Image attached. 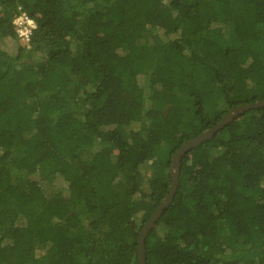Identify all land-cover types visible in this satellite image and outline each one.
Listing matches in <instances>:
<instances>
[{
    "label": "trees",
    "instance_id": "1",
    "mask_svg": "<svg viewBox=\"0 0 264 264\" xmlns=\"http://www.w3.org/2000/svg\"><path fill=\"white\" fill-rule=\"evenodd\" d=\"M260 99L264 0H0V264H138L176 150ZM145 253L264 264V107L183 155Z\"/></svg>",
    "mask_w": 264,
    "mask_h": 264
},
{
    "label": "water",
    "instance_id": "2",
    "mask_svg": "<svg viewBox=\"0 0 264 264\" xmlns=\"http://www.w3.org/2000/svg\"><path fill=\"white\" fill-rule=\"evenodd\" d=\"M264 107V99L257 100L251 103L240 104L230 108L214 126L205 130L202 134L195 138L186 141L176 150L173 155L171 164V184L168 195L163 199L158 208L152 213L149 220L145 223L144 227L139 234V253L138 264H146L145 241L149 231L154 226L155 222L160 218L163 211L170 205L177 192L179 183L180 161L183 155L198 146L200 143L210 139L217 134L224 126L233 121L240 114H244L252 109Z\"/></svg>",
    "mask_w": 264,
    "mask_h": 264
},
{
    "label": "built area",
    "instance_id": "3",
    "mask_svg": "<svg viewBox=\"0 0 264 264\" xmlns=\"http://www.w3.org/2000/svg\"><path fill=\"white\" fill-rule=\"evenodd\" d=\"M13 23L21 42L24 43L29 41L30 35L37 28L36 21L24 10L14 15Z\"/></svg>",
    "mask_w": 264,
    "mask_h": 264
},
{
    "label": "clouds",
    "instance_id": "4",
    "mask_svg": "<svg viewBox=\"0 0 264 264\" xmlns=\"http://www.w3.org/2000/svg\"><path fill=\"white\" fill-rule=\"evenodd\" d=\"M28 13H29V12H28ZM29 15H30V13H29ZM30 16H31V15H30ZM32 18H33V17H32ZM33 19H34V18H33ZM34 20H35V19H34ZM36 29H37V28H36ZM36 29H35V30H36Z\"/></svg>",
    "mask_w": 264,
    "mask_h": 264
}]
</instances>
